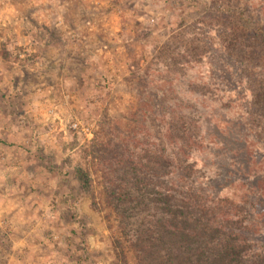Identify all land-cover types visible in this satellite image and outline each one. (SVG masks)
I'll return each mask as SVG.
<instances>
[{
    "label": "rangeland",
    "instance_id": "1",
    "mask_svg": "<svg viewBox=\"0 0 264 264\" xmlns=\"http://www.w3.org/2000/svg\"><path fill=\"white\" fill-rule=\"evenodd\" d=\"M234 23L264 31V0H0V264H135L92 148L142 97L196 122L202 185L258 187L264 63L224 47Z\"/></svg>",
    "mask_w": 264,
    "mask_h": 264
},
{
    "label": "trees",
    "instance_id": "2",
    "mask_svg": "<svg viewBox=\"0 0 264 264\" xmlns=\"http://www.w3.org/2000/svg\"><path fill=\"white\" fill-rule=\"evenodd\" d=\"M228 30L224 47L243 61L264 63L262 29L234 23ZM259 98L256 93L254 101ZM179 109L159 111L152 98L142 97L123 119L104 126L92 148L106 201L119 220L116 257L125 261L130 252L135 264H264V170L249 191L233 182L238 191L231 196L202 185L193 155L203 139ZM76 175L84 189L91 188L85 170Z\"/></svg>",
    "mask_w": 264,
    "mask_h": 264
},
{
    "label": "built area",
    "instance_id": "3",
    "mask_svg": "<svg viewBox=\"0 0 264 264\" xmlns=\"http://www.w3.org/2000/svg\"><path fill=\"white\" fill-rule=\"evenodd\" d=\"M73 128H77V125H74V127Z\"/></svg>",
    "mask_w": 264,
    "mask_h": 264
}]
</instances>
